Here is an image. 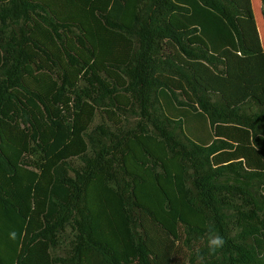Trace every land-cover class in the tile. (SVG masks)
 I'll use <instances>...</instances> for the list:
<instances>
[{
  "label": "trees",
  "instance_id": "obj_1",
  "mask_svg": "<svg viewBox=\"0 0 264 264\" xmlns=\"http://www.w3.org/2000/svg\"><path fill=\"white\" fill-rule=\"evenodd\" d=\"M260 32L251 0H0V264H264Z\"/></svg>",
  "mask_w": 264,
  "mask_h": 264
},
{
  "label": "clouds",
  "instance_id": "obj_2",
  "mask_svg": "<svg viewBox=\"0 0 264 264\" xmlns=\"http://www.w3.org/2000/svg\"><path fill=\"white\" fill-rule=\"evenodd\" d=\"M16 236L17 233L15 231L9 233V238L12 240H15ZM225 243L226 240L222 235H220L218 232L209 230L207 239L208 255H215L217 250H220L225 246ZM197 260L198 264H206L205 256L199 251L197 252Z\"/></svg>",
  "mask_w": 264,
  "mask_h": 264
},
{
  "label": "rangeland",
  "instance_id": "obj_3",
  "mask_svg": "<svg viewBox=\"0 0 264 264\" xmlns=\"http://www.w3.org/2000/svg\"><path fill=\"white\" fill-rule=\"evenodd\" d=\"M252 8L254 11L257 28L259 27L261 30V32L259 33L261 45L262 47H264V16H262L261 14L262 13L261 1L252 0ZM59 254L62 255V252H60Z\"/></svg>",
  "mask_w": 264,
  "mask_h": 264
},
{
  "label": "crops",
  "instance_id": "obj_4",
  "mask_svg": "<svg viewBox=\"0 0 264 264\" xmlns=\"http://www.w3.org/2000/svg\"><path fill=\"white\" fill-rule=\"evenodd\" d=\"M261 1V0H260ZM251 3H252V0H251ZM262 14V13H261ZM254 17H255V15H254ZM260 37V36H259Z\"/></svg>",
  "mask_w": 264,
  "mask_h": 264
}]
</instances>
